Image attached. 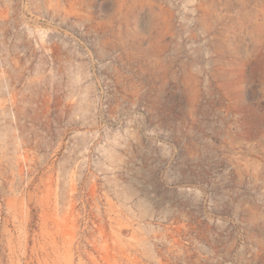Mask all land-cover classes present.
<instances>
[{
  "label": "rangeland",
  "instance_id": "obj_1",
  "mask_svg": "<svg viewBox=\"0 0 264 264\" xmlns=\"http://www.w3.org/2000/svg\"><path fill=\"white\" fill-rule=\"evenodd\" d=\"M0 264H264V0H0Z\"/></svg>",
  "mask_w": 264,
  "mask_h": 264
}]
</instances>
